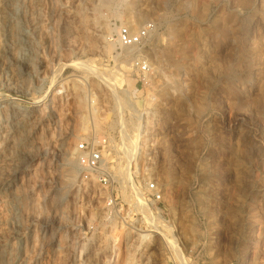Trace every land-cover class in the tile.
<instances>
[{
    "label": "rangeland",
    "instance_id": "obj_1",
    "mask_svg": "<svg viewBox=\"0 0 264 264\" xmlns=\"http://www.w3.org/2000/svg\"><path fill=\"white\" fill-rule=\"evenodd\" d=\"M148 1L0 0V251L8 264H182L168 237L188 264H264V0ZM140 8L150 13L142 25H155L142 46L162 57L151 77L136 64L142 56L112 41L119 27L142 26ZM16 69L24 75L9 83L5 72ZM21 108L29 126L10 128ZM145 111L148 135L136 136ZM121 117L138 146L130 181L120 173ZM246 137L260 150L247 151ZM81 143L102 151L113 191L80 169ZM151 182L162 193L147 203L161 231L135 205L134 188L145 197ZM140 226L152 238L139 247Z\"/></svg>",
    "mask_w": 264,
    "mask_h": 264
},
{
    "label": "bare ground",
    "instance_id": "obj_2",
    "mask_svg": "<svg viewBox=\"0 0 264 264\" xmlns=\"http://www.w3.org/2000/svg\"><path fill=\"white\" fill-rule=\"evenodd\" d=\"M10 1H12V0H6V2H10ZM111 0H102V3L103 4H106V2L108 3L107 5H109ZM149 2L148 0H139V2L138 3H136V5H135V7L134 8H138L140 5H141V3L142 2ZM145 5H143V7H144ZM142 8H140L139 9V11L141 10ZM135 10V9H134ZM137 10V9H136ZM136 10H135V12H136ZM133 11V10H132ZM131 12V11H130ZM135 14V13H134ZM137 14H138V18H137V21H138V24L139 25H142V23L144 22V20L148 17V15L150 14V13H147V10H145V12H143V10H141V12L140 13H138L137 12ZM136 15V14H135ZM137 16V15H136ZM128 25V27L130 28V30L131 31H137L136 29L138 28H132L131 27V25H130V23H128L127 24ZM22 33H20V35H19V37H18V39H17V42H19V45H21V44H23L24 43V41H25V39L23 38V35H21ZM154 34H153V32L151 33L150 32V37L151 36H153ZM204 45V44H203ZM122 48H124V50L126 51V53H130V52H133V53H136L137 54V56H142L143 57V59H141V60H144L145 58V60L144 61H146L147 63H148V65H149V70L148 71H145L144 72V74L146 75V77H151V75H153V73H155L157 70H160V69H162V57H161V55H158V51L157 50H155V49H153V48H145V46H139V45H132V46H121ZM24 48V47H23ZM218 48V47H217ZM224 48V47H223ZM223 48L222 47H220V49H219V51L221 52V51H223ZM215 49H216V47H215ZM216 51V50H215ZM212 52H213V50H212ZM218 52V51H217ZM214 53V52H213ZM135 54V55H136ZM212 54V53H211ZM150 56V57H149ZM22 58V57H21ZM20 58V59H21ZM138 58V57H137ZM141 57H139L138 59H140ZM150 58H153L152 60L150 59ZM18 60V62H20L21 63V60ZM196 70V69H195ZM8 71V70H7ZM9 72V71H8ZM12 72V71H11ZM184 72V71H183ZM197 72V71H196ZM23 75H24V73L21 71V70H15V72L14 73H12V74H10V73H7V72H5V76H6V79H7V81L9 82V83H13L14 81H17V79H21L22 77H23ZM182 82L184 83V81L182 80ZM187 82H185V84H186ZM191 83V82H190ZM110 84H107V87L109 86ZM112 85V84H111ZM114 85V84H113ZM185 86V85H184ZM186 86H187V84H186ZM77 86L76 85H74V88H76ZM110 88H111V86H109ZM111 91H112V94H113V98H114V101H115V107H117L118 109H120V110H122L123 108H125L124 106H126V101L123 99V98H121L120 97V95H119V93H118V91L114 88V86H112V89H111ZM129 92V91H128ZM149 93V92H148ZM152 93V92H151ZM150 94V93H149ZM152 95V94H151ZM150 95V96H151ZM147 97H148V95H146ZM149 98V97H148ZM86 98L85 97H83V101H84V103H85V105H86V100H85ZM148 100V99H147ZM150 100H152V99H150ZM153 101V100H152ZM83 103V102H82ZM148 103V105L151 103L150 101L149 102H147ZM146 103V104H147ZM153 103V102H152ZM145 104V105H146ZM152 105V104H151ZM87 106V105H86ZM85 106V107H86ZM133 109V108H132ZM134 110V109H133ZM29 111V109L27 108H21V109H19V110H15L14 112H12L11 113V115H10V118H9V121H8V125H9V127L11 128V127H16V129L18 128H20V130H22V129H24V128H26V127H28L29 125H28V123H29V121H28V118L27 117H25L24 116V114L25 113H27ZM119 111V110H118ZM120 112V111H119ZM135 112V111H134ZM135 113H137V111L135 112ZM141 113V112H140ZM146 113V114H145ZM142 114V113H141ZM141 114H139V118H140V121H139V124H138V126H136L137 128V132H135V134L134 135H138V134H142V136L144 135H148V131H146V132H144L143 133V130H146V129H148V126H150L149 124H150V122H152L151 121V119H149V115H148V111H145L142 115ZM121 120H122V122H121V124H122V127L124 128L123 130H124V138H125V143H123L124 145H122L123 146V150H124V152H125V156H126V158H127V165H125L126 167H125V169L123 170V171H121L120 173H121V175L122 176H124V178H127V179H129V181L130 180H132L131 179V169H132V165L131 164H133V160L134 159H136L134 156H136V147H138L135 143H134V139H132V136H130V134H127V131H126V129H125V124H126V122L124 121V119H123V117H121ZM33 123V122H32ZM28 125V126H27ZM247 133L249 134V133H251V131L250 130H248L247 131ZM248 134H246V135H248ZM4 135V134H3ZM2 135V136H3ZM5 136V140H3V142H2V145H1V147H4V148H6L10 143H12V139H11V136L9 135V133H7L6 135H4ZM250 137V136H249ZM4 138V137H3ZM19 141V140H18ZM16 142H17V140L16 141H13V144H16ZM21 141H19V142H17V144L16 145H18L19 143H20ZM146 144V143H145ZM253 147H256L257 149H259L260 150V147H258V145H257V143L256 142H254L252 139L250 140L248 137H246L245 139H244V148L245 149H247V151L248 150H250V149H252ZM258 150V151H259ZM252 151V150H251ZM250 151V152H251ZM2 152V150H0V153ZM74 152H72V154H73ZM248 155V154H247ZM261 159V158H260ZM69 160V162L70 163H72V158H69L68 159ZM135 161V160H134ZM14 171V170H13ZM16 171V170H15ZM12 174V173H11ZM13 176V175H12ZM132 184V183H131ZM133 186V185H132ZM134 188V186L132 187V189ZM134 190H136L135 192H137L136 193V196H137V201H136V206L142 211L141 212V214L143 215V217L145 218V220H146V224L148 225V226H150V227H153V228H155V229H157V231H159L160 230V226H159V222H158V220H157V216H155L154 215V213L152 212V210H151V208H149L148 207V205H147V203H146V199L142 196V192L138 189V187H135L134 188ZM133 190V191H134ZM154 210V209H153ZM163 216V215H162ZM104 217H105V215H104ZM165 221V220H164ZM162 225L163 226H165L166 227V225L165 224H163L162 223ZM174 225V224H173ZM142 227H144V226H140V227H138V228H140V229H138L139 230V232H140V234L138 235L139 237V241H140V243L138 244V246L140 247V246H145L150 240H151V238H152V233H150V232H148V230L147 229H143V230H141V228ZM154 229V230H155ZM164 230V229H163ZM161 231V230H160ZM159 233V232H158ZM163 233V232H162ZM165 233H163V235H164ZM168 235V234H167ZM168 239V242L170 243V245L172 246V247H174V249L176 250V253H177V255H179L180 256V258H179V260H180V262L182 263V264H188L185 260H184V257L182 256V254L180 253V251H179V249L177 248V246L175 245L176 243H175V241L173 240V239H170L169 237L167 238ZM113 245L111 244V247H113V249H115L116 248V243H117V238L116 237H113ZM175 245V246H174ZM85 247H86V244H85ZM171 247V248H172ZM2 251H0V264H8L7 262H6V260H4V257H3V255H2V253H1ZM175 252V251H174ZM175 253V254H176ZM132 262V261H131ZM136 261H133V263H135Z\"/></svg>",
    "mask_w": 264,
    "mask_h": 264
},
{
    "label": "built area",
    "instance_id": "obj_3",
    "mask_svg": "<svg viewBox=\"0 0 264 264\" xmlns=\"http://www.w3.org/2000/svg\"><path fill=\"white\" fill-rule=\"evenodd\" d=\"M155 25L153 22H148L139 27L137 31H131L128 25L119 27L113 34V42L118 46L144 45L150 37V32H154ZM139 70L144 74L149 70V65L144 60H137ZM106 158L102 151L89 143H81L79 145L78 162L79 167L84 173L92 176L95 181H98L105 189L113 191L114 178L112 177L108 167L106 166ZM146 203L159 201L162 198V193L154 182L149 183L145 192ZM109 208L117 206L116 197L110 195L107 200Z\"/></svg>",
    "mask_w": 264,
    "mask_h": 264
}]
</instances>
